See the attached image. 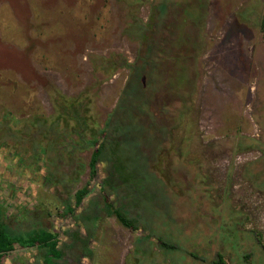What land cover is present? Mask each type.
Wrapping results in <instances>:
<instances>
[{
  "label": "rangeland",
  "instance_id": "obj_1",
  "mask_svg": "<svg viewBox=\"0 0 264 264\" xmlns=\"http://www.w3.org/2000/svg\"><path fill=\"white\" fill-rule=\"evenodd\" d=\"M261 19L264 0H0L1 182L36 163L29 202L0 192V233L54 237L61 257L24 253L40 264H264ZM130 65L147 72L124 102ZM112 112L128 124L105 126ZM103 127V154L140 158L143 185L106 184L102 156L89 175Z\"/></svg>",
  "mask_w": 264,
  "mask_h": 264
},
{
  "label": "trees",
  "instance_id": "obj_2",
  "mask_svg": "<svg viewBox=\"0 0 264 264\" xmlns=\"http://www.w3.org/2000/svg\"><path fill=\"white\" fill-rule=\"evenodd\" d=\"M191 3V2H190ZM194 7V3H191ZM153 6L155 7V3L153 4ZM162 2H159L157 7H160L162 9ZM152 8V7H151ZM184 14H186L187 12L189 13H192L191 10H190V7H189V4H187L186 6H184L182 8V10ZM197 12V11H196ZM159 16V11L158 13L154 14L153 15V21H149L147 24H146V29L148 31H153V29H151V26L152 24H154L157 20H155V18H158ZM185 15H183V18H184ZM183 18H182V21H183ZM156 28V27H155ZM259 29H260V33H261V37H262V40H263V43H264V19H261L260 20V23H259ZM179 40H180V37H179ZM178 44V42H177ZM182 44H187V40L185 41H182ZM146 58V57H145ZM148 58L149 59H146V64L149 66L150 63H152V60L154 58V54H149L148 55ZM145 64V65H146ZM130 70H131V73H132V76H131V81L129 84H128V92L125 94L126 97L124 99V102L126 101L127 98L130 97V95L132 93H136L138 91H140V89L143 87L142 84H143V79L145 78V74L146 72H143V71H140L141 68H142V65H130L129 66ZM183 69L182 68V71L183 72ZM167 73H164V76H165V80L166 78L169 79V77L171 76L172 72L170 71H166ZM175 72H178V71H175ZM174 73V72H173ZM180 73V72H179ZM183 75V74H182ZM184 78L182 77V80L183 81ZM175 89V88H174ZM176 89H181V88H176ZM183 90V89H182ZM184 91V90H183ZM123 98V97H122ZM122 100V99H121ZM124 104V106L126 105V103H123L122 101V105ZM123 106V107H124ZM186 105L184 104L183 107H181V110L179 109V116L181 118V113L183 112V110L186 109ZM123 112H127V111H123ZM123 116H119V113H115V112H112L111 115L108 116V119L106 120V123H105V126L106 124L113 120L114 121V125L115 126H122V125H127L128 124V121L127 122H122L121 123H118V120L120 119H124L126 117V114L123 113L122 114ZM150 125V124H149ZM147 128H150V127H147ZM129 132L131 130L128 129ZM101 141L99 142V144L97 145V147L95 148V150L92 152V154L90 155V158L88 160V173L90 176H92L95 172V163L97 162V160L102 156L107 162H109L111 165L110 167H112V164L115 163V161L117 162V158H116V151L114 149V147L117 145V144H112L111 145V148H113L110 152L109 155L105 156V154H103V150H102V145H103V142H104V139H105V132H106V127H103L101 130ZM128 132V131H126ZM125 132V133H126ZM148 133V132H146ZM149 134V133H148ZM125 136V135H124ZM132 154V153H131ZM134 156V155H133ZM134 160L136 163V166L135 168H128V166L126 165H120L118 168H114L112 167V171L111 169L109 170V173L108 175L104 178V182L106 184H111L110 181H111V178L113 177V174L115 175L116 173V179L117 181H119L121 184H128V180H127V177L128 175L130 174L131 175H136L135 172H137V174L139 175L140 179L139 181L141 182V184L143 185V180H142V177L143 175H141V172L142 170L144 169V164H143V161L134 156ZM115 171V173H114ZM118 175V176H117ZM84 193V188H82L81 190H78L76 191L75 193V203H78L79 200H80V197L81 195ZM124 208L125 206L123 204L120 205V207H115V208H112L110 210V212L115 216L116 220L118 221V223H120L122 226L124 227H130V226H133V221L128 218L126 216V213L124 211ZM146 237H149V235H144ZM157 240H158V245L162 248V249H165V250H174L175 249V246L167 241H164L162 239H160L159 237H157ZM13 243H17L18 245H34L36 246L37 248H42V246H46L48 245L47 247V251L45 252L44 251V256H56V257H61L62 255V252L57 248V244H56V240L54 237H51L50 234H48L47 232H44L43 230L41 231H38V232H32L28 239L26 241H12L11 239L9 238H5L1 233H0V254L11 249L12 247V244ZM262 247L264 248V244H262ZM190 256L192 257H195L193 254L189 253ZM217 260L218 262L220 263H223L222 260H221V256L217 253ZM1 264V263H0ZM212 264H217L216 262L213 261Z\"/></svg>",
  "mask_w": 264,
  "mask_h": 264
},
{
  "label": "flooded vegetation",
  "instance_id": "obj_3",
  "mask_svg": "<svg viewBox=\"0 0 264 264\" xmlns=\"http://www.w3.org/2000/svg\"><path fill=\"white\" fill-rule=\"evenodd\" d=\"M17 163L19 164V168H17V169L22 171V173H25V178H22L19 176H18L19 177L18 178L17 176L11 175V176L7 177L5 182H1L2 178H0V182H1L0 183V192L4 193L3 195H5L6 197L12 196V199H10V200L8 199L9 201H11L12 206L14 205V203L21 204L22 202H29L30 201L32 194H31L29 187H28V181H30L29 179H31V177H32L31 175L34 174L35 166H36L35 162H31L29 164V166H26L23 164L20 165L19 161H17ZM42 177H43V174H41L39 176V178H42ZM4 186H5L6 190H4ZM30 206L31 205H29L27 207H30ZM7 224L9 225V227L13 226L11 223H7ZM35 247L36 246H34V245H18L17 243H13L11 249L0 254V263L4 264V263H2V260H1L2 256L3 257L8 256V258H9L8 260H12L14 258H20V260H17L15 262V264H31V263L32 264H40V262L39 263L38 262L33 263V260H32V257H33L32 255H34L33 249H35ZM30 251L32 252L31 259H29L30 255L29 256L24 255V253L31 254ZM42 253H44V252H42ZM21 254H23V255H21ZM56 264H61V263L56 262Z\"/></svg>",
  "mask_w": 264,
  "mask_h": 264
}]
</instances>
